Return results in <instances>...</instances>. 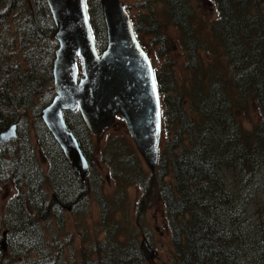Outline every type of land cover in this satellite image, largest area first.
<instances>
[{
	"label": "trees",
	"instance_id": "1",
	"mask_svg": "<svg viewBox=\"0 0 264 264\" xmlns=\"http://www.w3.org/2000/svg\"><path fill=\"white\" fill-rule=\"evenodd\" d=\"M86 3L102 52L100 0ZM138 3L136 38L162 62L154 70L162 107L157 169L143 176L132 148L108 144L104 160L117 183L139 173L129 184L145 192L140 218L115 222L114 205L101 197L100 220L93 232L84 229L76 253L65 215L89 203L95 183L90 172L85 180L73 172L40 118L54 96L55 27L45 0H0V134L18 125L17 139L0 144V242L6 232L8 245L0 264H149L137 234L153 199L176 264H264V0ZM210 3L213 20L204 17ZM169 26L180 34V68ZM64 117L90 169L92 134L78 111ZM130 229L135 236L117 239ZM99 233L107 236L90 240Z\"/></svg>",
	"mask_w": 264,
	"mask_h": 264
},
{
	"label": "water",
	"instance_id": "2",
	"mask_svg": "<svg viewBox=\"0 0 264 264\" xmlns=\"http://www.w3.org/2000/svg\"><path fill=\"white\" fill-rule=\"evenodd\" d=\"M52 18L57 49L53 60V99L40 112L73 172L85 180L88 162L64 113L78 111L92 135H100L120 118L151 174L157 169L162 137V108L154 67L137 40L121 0H100L106 47L98 52L86 0H45ZM17 124L0 134V144L17 139ZM6 232L0 248L7 252ZM140 251L156 257L146 238Z\"/></svg>",
	"mask_w": 264,
	"mask_h": 264
},
{
	"label": "rangeland",
	"instance_id": "3",
	"mask_svg": "<svg viewBox=\"0 0 264 264\" xmlns=\"http://www.w3.org/2000/svg\"><path fill=\"white\" fill-rule=\"evenodd\" d=\"M196 1L197 0H193L194 5H197ZM121 2L128 9V13L132 19L138 13V9L140 8L138 0H121ZM211 5L212 4L210 3V6L208 7L209 9H206L204 17L206 19L208 18L213 20L217 18V10ZM168 33L170 45L173 48V53H175L174 59H176V66L177 68H180V65L183 61V56L177 46L179 45L178 37L180 34L176 29L170 26ZM152 50L153 49H149V53L154 70H156L162 62H160V60L155 57L153 54L154 51ZM117 140H119V142L124 145L126 152H129L130 147L138 154L131 138L126 132L124 122L120 118H117L114 122V125L104 133L100 135H91L90 143L92 148L87 154L90 164L89 177L94 181L95 188H93L91 198L89 199V203L87 205L78 207L73 212L68 211L65 215L67 231L74 234L73 250L76 253L83 248V245L80 244V240H85L86 238L84 229L89 227L91 232H93L95 225L100 220L98 200L101 197L110 201L114 205L112 208L116 212L114 213L115 222L121 219H127L129 217L132 219L131 221L137 222L136 219L140 218L138 217L136 207L137 202L143 198L145 192L140 185L137 186L134 184H129V182L134 180V178H136L139 173L134 172L135 177L128 176L117 183L112 176L111 166L108 164V161L104 160V155L108 144ZM139 160V166L142 168L144 176L145 174H148L149 171L140 156ZM153 191V194H157V191ZM116 198L119 199L116 200ZM0 200L3 201V197H1ZM84 207H88L87 210H84L82 215L78 216L79 211H82ZM150 207L151 210L147 212V219H144L143 223L139 225L144 227V229H140L138 231L137 245L140 247L142 238L144 237L148 241L150 248L156 252V257L153 260L148 261L149 264H176L175 262H177V259L175 258V251L172 247L170 233L164 225L165 218L163 214L159 213L161 208L160 206L156 205L155 199H153ZM125 211L128 214L124 213ZM129 231L130 232L124 233L119 237L117 236V239L122 241L129 238L133 233L131 229ZM60 234H62V231H59L58 229L56 235ZM105 236H107V234L105 235L104 233H99L96 237L89 235V238L90 240H95L94 238H97V241L99 242L103 240Z\"/></svg>",
	"mask_w": 264,
	"mask_h": 264
}]
</instances>
